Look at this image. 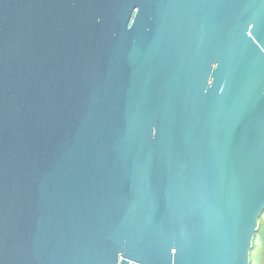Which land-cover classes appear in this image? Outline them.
Instances as JSON below:
<instances>
[{
    "label": "water",
    "instance_id": "1",
    "mask_svg": "<svg viewBox=\"0 0 264 264\" xmlns=\"http://www.w3.org/2000/svg\"><path fill=\"white\" fill-rule=\"evenodd\" d=\"M264 0H0V264H251Z\"/></svg>",
    "mask_w": 264,
    "mask_h": 264
},
{
    "label": "trees",
    "instance_id": "2",
    "mask_svg": "<svg viewBox=\"0 0 264 264\" xmlns=\"http://www.w3.org/2000/svg\"><path fill=\"white\" fill-rule=\"evenodd\" d=\"M251 264H264V212L251 251Z\"/></svg>",
    "mask_w": 264,
    "mask_h": 264
}]
</instances>
